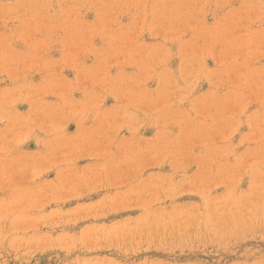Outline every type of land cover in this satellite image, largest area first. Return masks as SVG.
<instances>
[{"label": "rangeland", "instance_id": "1", "mask_svg": "<svg viewBox=\"0 0 264 264\" xmlns=\"http://www.w3.org/2000/svg\"><path fill=\"white\" fill-rule=\"evenodd\" d=\"M0 264H264V0H0Z\"/></svg>", "mask_w": 264, "mask_h": 264}]
</instances>
